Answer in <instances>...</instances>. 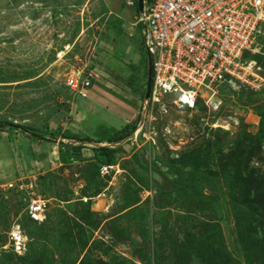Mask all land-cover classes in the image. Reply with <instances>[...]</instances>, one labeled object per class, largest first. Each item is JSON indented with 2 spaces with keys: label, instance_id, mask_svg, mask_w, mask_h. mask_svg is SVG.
<instances>
[{
  "label": "rangeland",
  "instance_id": "374dc122",
  "mask_svg": "<svg viewBox=\"0 0 264 264\" xmlns=\"http://www.w3.org/2000/svg\"><path fill=\"white\" fill-rule=\"evenodd\" d=\"M137 18L136 0H0V264H264V87L142 113ZM87 74L90 103L66 85Z\"/></svg>",
  "mask_w": 264,
  "mask_h": 264
},
{
  "label": "built area",
  "instance_id": "2783aa9c",
  "mask_svg": "<svg viewBox=\"0 0 264 264\" xmlns=\"http://www.w3.org/2000/svg\"><path fill=\"white\" fill-rule=\"evenodd\" d=\"M137 25L151 72L142 113L165 98L184 109L195 108L201 99L207 110L217 111V88L259 92L264 87L261 65L253 57L259 56L264 63V0H142ZM91 78L90 74L78 75L66 85L85 98ZM142 126L139 122L129 137L140 134L144 142H153L152 132H141ZM109 168L103 166L102 170ZM45 204L29 197L23 212L39 223ZM26 240L19 225L13 223L2 248L20 255Z\"/></svg>",
  "mask_w": 264,
  "mask_h": 264
},
{
  "label": "water",
  "instance_id": "95a60500",
  "mask_svg": "<svg viewBox=\"0 0 264 264\" xmlns=\"http://www.w3.org/2000/svg\"><path fill=\"white\" fill-rule=\"evenodd\" d=\"M136 9H137V13L140 14L142 11V0H136ZM150 81H151L150 58H149V55L146 53V79H145V87H144V93H143V98H142L143 105H146L148 101ZM2 127L3 126L0 125V128Z\"/></svg>",
  "mask_w": 264,
  "mask_h": 264
},
{
  "label": "trees",
  "instance_id": "16d2710c",
  "mask_svg": "<svg viewBox=\"0 0 264 264\" xmlns=\"http://www.w3.org/2000/svg\"><path fill=\"white\" fill-rule=\"evenodd\" d=\"M138 26V28H139V30H140V27H139V25H137ZM254 57V59L257 61V63H259L260 65H262V64H264L263 63V61L261 60V58L259 57V56H253ZM89 95H87L86 97H88ZM89 99H92L91 97H89ZM9 129H14V130H17L18 131V133H20V134H22V135H27V132L25 131V130H23L22 128H16V127H8ZM134 128H135V126L133 125L132 127H131V129H130V131H129V134L134 130ZM128 134V135H129ZM24 206H25V203H24ZM24 206H23V208H24ZM23 214H25V212H23ZM25 218H26V220H28V222H30V223H35V222H33V221H31L28 217H27V215L25 214ZM15 223H17V222H15ZM18 225H19V227H20V224L19 223H17ZM23 231V230H22ZM9 252V251H8ZM13 254V253H12Z\"/></svg>",
  "mask_w": 264,
  "mask_h": 264
},
{
  "label": "crops",
  "instance_id": "0c3cea01",
  "mask_svg": "<svg viewBox=\"0 0 264 264\" xmlns=\"http://www.w3.org/2000/svg\"><path fill=\"white\" fill-rule=\"evenodd\" d=\"M92 80H94V78H91V80H90V87H89V89L87 90V95H90V93H91V90H92ZM83 100H85V103H87V102H89L90 103V101L87 99V97H85V98H82ZM84 102V101H83Z\"/></svg>",
  "mask_w": 264,
  "mask_h": 264
},
{
  "label": "bare ground",
  "instance_id": "6f19581e",
  "mask_svg": "<svg viewBox=\"0 0 264 264\" xmlns=\"http://www.w3.org/2000/svg\"><path fill=\"white\" fill-rule=\"evenodd\" d=\"M178 108H183V107H178ZM111 169V168H110Z\"/></svg>",
  "mask_w": 264,
  "mask_h": 264
}]
</instances>
